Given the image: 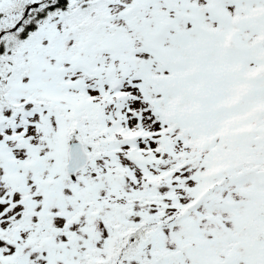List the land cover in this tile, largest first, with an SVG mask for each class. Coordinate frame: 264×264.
I'll use <instances>...</instances> for the list:
<instances>
[{"label":"snow or ice","instance_id":"obj_1","mask_svg":"<svg viewBox=\"0 0 264 264\" xmlns=\"http://www.w3.org/2000/svg\"><path fill=\"white\" fill-rule=\"evenodd\" d=\"M0 264H264V0H0Z\"/></svg>","mask_w":264,"mask_h":264}]
</instances>
